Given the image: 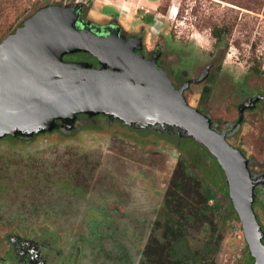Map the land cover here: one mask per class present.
Returning a JSON list of instances; mask_svg holds the SVG:
<instances>
[{"label":"flooded vegetation","instance_id":"1","mask_svg":"<svg viewBox=\"0 0 264 264\" xmlns=\"http://www.w3.org/2000/svg\"><path fill=\"white\" fill-rule=\"evenodd\" d=\"M73 4L79 6L75 26L81 46L61 42L49 49L55 57L45 64L49 77L42 81L58 82L74 74L78 86L88 83L93 91L124 86L125 78L130 85L138 82L161 93L170 84L177 90L184 87L186 105L204 115L236 154L242 174L237 184L242 192L232 198L218 158L184 136L186 130L171 121L129 125L111 113L91 110L90 114L76 113L71 124L57 119L58 129L31 138L5 133L0 136V264H219L227 245L235 254L233 264H264V71L258 73L251 67L236 75L231 79V94L214 101L219 56L203 63L193 47L172 44L152 16L127 19L116 6L103 2L55 1L41 7ZM192 55L197 61L191 68L185 60ZM195 88L199 91L193 104L187 94ZM229 98L232 103L226 104ZM83 137L121 146L122 151L138 148L149 159H166L170 154L176 161L169 175L159 179L154 169H143L140 164L132 170L126 166L128 158L122 157L126 154L109 151L112 158L104 159L105 164L98 163L100 156L86 165V183L79 184L68 175L73 169L65 166L75 165H64L68 154L62 155L61 150L79 144ZM54 157V163L45 160ZM156 161H151L152 167ZM179 165L184 169L182 187L188 196L193 189L191 178L209 189L210 199L199 203L209 204L217 214L214 220L221 234L216 235L214 249L207 245L205 231L190 233L189 223L183 240L173 242L169 250L162 248L174 230L164 204H170L166 197L174 189ZM141 176L145 178L138 186L139 197L132 200V183ZM152 186L158 194L154 195ZM45 189L57 198L81 199L86 206L77 220L63 224L56 212L44 208L46 202L39 195Z\"/></svg>","mask_w":264,"mask_h":264},{"label":"water","instance_id":"2","mask_svg":"<svg viewBox=\"0 0 264 264\" xmlns=\"http://www.w3.org/2000/svg\"><path fill=\"white\" fill-rule=\"evenodd\" d=\"M78 7L43 6L0 42V136L11 133L31 138L36 133L58 129L54 123L57 119L71 124L76 113L90 114L91 110L111 113L129 125L171 121L178 129L186 130L184 136L204 145L218 158L230 182L231 197L241 193L237 180L242 174L236 154L204 115L186 105L184 87L177 90L170 84L161 93L150 86L141 87L138 82L130 85V79L125 78L124 86L93 91L88 83L78 86L74 74L58 82L42 81L49 77L45 64L55 57L49 49L61 42L81 46L75 26Z\"/></svg>","mask_w":264,"mask_h":264},{"label":"rangeland","instance_id":"3","mask_svg":"<svg viewBox=\"0 0 264 264\" xmlns=\"http://www.w3.org/2000/svg\"><path fill=\"white\" fill-rule=\"evenodd\" d=\"M55 1L70 0H0V41L8 34L12 33L27 17L32 15L39 7L44 4ZM94 4L101 2L116 6L127 19H136L141 16H152L154 24L160 29L165 37L171 39L172 44L182 47H193L196 49L201 61L207 62L212 56H219L216 64H221V70H216L214 79L216 81L213 87V99L217 97L227 96L231 90V79L236 75L247 72L249 68L255 66L253 60H258L261 70L264 71V0H85ZM227 27L223 41L218 43L212 37L213 28ZM256 46V57L253 58L251 48ZM220 50V51H219ZM194 56L198 57L194 54ZM187 56L185 60L187 64L190 61L191 68L196 65L197 58ZM196 88L187 94L189 100L195 104ZM232 98H229L226 104H231ZM216 105V102L214 103ZM225 104V105H226ZM79 144L72 143L69 149L61 150L62 155L67 152L68 158L64 165L73 164L87 165L92 164L94 159H102L101 164H105V160L111 157L107 155L109 151L115 153H124L122 156L126 159L128 168L137 169L142 164V168L147 166L154 169V173L159 179L169 175L176 158L170 154L165 158L145 156L138 148L128 147L121 150V146L100 144L94 140L90 142L87 137L80 139ZM115 150H113V148ZM58 155V156H62ZM71 156V158L69 157ZM87 158H89L87 160ZM112 158V157H111ZM141 158V159H140ZM47 159L46 162L54 163ZM105 159V160H104ZM155 159L156 166L152 167L151 161ZM104 160V161H103ZM141 161V162H138ZM108 162V161H106ZM120 163L122 161H116ZM136 162V163H135ZM138 162V163H137ZM154 165V162H152ZM158 164V165H157ZM126 167V168H127ZM73 169V168H72ZM144 174V173H143ZM101 177V176H100ZM19 178V177H16ZM99 178V177H98ZM145 177H137L132 183L133 199H138L142 179ZM100 179V178H99ZM161 185L159 184V187ZM154 195L158 191L152 186ZM46 202L44 208H50L57 216L61 218L63 224L71 223L77 220L79 214L84 209L81 199L71 201L70 197L57 198L49 190H43L39 195ZM161 195L158 196L160 199ZM141 198V196H140ZM57 199H60L58 201ZM83 202V203H82ZM85 204V203H84ZM87 209V207H86ZM231 245H227L220 255L219 264H233L235 254H232ZM232 255L234 256L232 258Z\"/></svg>","mask_w":264,"mask_h":264},{"label":"trees","instance_id":"4","mask_svg":"<svg viewBox=\"0 0 264 264\" xmlns=\"http://www.w3.org/2000/svg\"><path fill=\"white\" fill-rule=\"evenodd\" d=\"M228 31L229 29L227 27L223 28L215 26L212 30V37L216 42L221 43L226 32ZM251 51L253 58H255V45L252 46ZM253 64L255 66H252V69L258 73L261 72V65L258 63V60H253ZM68 168H73V172H70L69 174L67 173L69 176L72 175V178L77 179L79 184L86 183V165L72 167L65 166V169ZM178 169L180 170V173L178 172L179 176H176L174 180V189L166 197V200L169 201L170 204H164L165 216L168 218L167 221H171V225L169 227L174 230L171 236H168L166 238L167 243H163L162 248H167V250H169L170 245L173 242L183 240V237L188 235V227L190 233H193V231L195 230L201 233L205 231L207 233V245L213 247L214 241L218 240V237L216 238L217 233H219V235L221 234L220 230H218L215 225L216 222L214 219L217 217V214L213 210L214 208L210 207L209 204L199 203L200 200H205L206 202L208 199H210L209 189L201 187L199 183L195 182L194 179L191 178V188L193 187V189L188 196V193L185 192L182 187L185 179L183 175L184 169L181 165L178 166ZM188 201H191V203L188 204ZM188 223L190 226L186 228V225ZM203 227L205 228V230Z\"/></svg>","mask_w":264,"mask_h":264}]
</instances>
